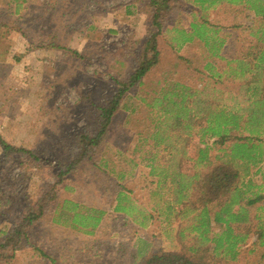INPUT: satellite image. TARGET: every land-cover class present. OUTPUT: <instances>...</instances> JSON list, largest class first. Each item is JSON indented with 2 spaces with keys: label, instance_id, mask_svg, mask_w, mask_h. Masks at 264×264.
<instances>
[{
  "label": "rangeland",
  "instance_id": "374dc122",
  "mask_svg": "<svg viewBox=\"0 0 264 264\" xmlns=\"http://www.w3.org/2000/svg\"><path fill=\"white\" fill-rule=\"evenodd\" d=\"M18 5H23L20 13H16ZM176 7L162 19L165 26L158 37L161 62L145 76L143 87L128 92L124 104L130 108L122 107L114 119L102 148L106 167L83 163L56 184L61 165L78 152L74 147L78 135L98 130L99 105L116 94L117 83L126 81L138 63L149 35V0H0V135L7 143L39 157L33 160L22 155L4 160L0 147V198H11L1 209L0 230L13 228L31 203L54 191H59L62 199L103 209L107 214L94 236L53 224L51 216L45 215L27 230L29 243L23 239L10 264H132L136 241L158 235V225L150 227L147 234L112 209L119 185L145 205L150 191L157 188V178L148 175L149 169L134 166L133 159L138 162L141 153L135 154L138 159L132 157L141 140L139 129L148 125V117L155 120L157 115L149 113L152 109L147 105L171 91V85L159 81L174 78V73L176 79L181 77L179 57L192 61V65L182 61L187 72L206 63L209 56L218 69L215 72L225 63L215 60L218 58L212 49L178 51L177 34L166 29L175 23L178 28L189 26L195 8L188 4ZM214 9L199 16L219 25L217 37L226 40L219 54L230 58L249 52L254 43L250 31L257 29L259 20L245 8L227 5ZM202 53L207 55L205 60ZM217 78L213 86L227 87L224 97L239 85L227 76ZM145 93L150 95L144 104L137 97ZM239 101L241 98H236L234 103ZM133 105L140 107L135 114L131 113ZM210 138L211 143L218 140ZM253 139L264 141V133L259 140L257 136ZM122 172L125 178L120 180ZM161 239L167 247L170 242L165 236ZM256 253V257L236 264H264V258L260 261L264 250Z\"/></svg>",
  "mask_w": 264,
  "mask_h": 264
},
{
  "label": "trees",
  "instance_id": "16d2710c",
  "mask_svg": "<svg viewBox=\"0 0 264 264\" xmlns=\"http://www.w3.org/2000/svg\"><path fill=\"white\" fill-rule=\"evenodd\" d=\"M182 4L195 8L190 13L193 21L187 27L178 28L175 23L166 29L177 34L174 40L179 43L178 51L199 39L198 45H192L190 51L212 49L213 56L218 58L215 60L225 63L220 64L219 72H215L218 69L213 59L202 53L201 59L207 58L206 63L187 72L182 61L191 65L192 61L179 57L181 65L176 63L175 67H180L181 77L176 79L174 73V78L158 82L171 85L172 89L162 99L147 105L152 109L149 113L157 114L155 120L148 117V125L140 129L135 123L141 140L132 151V157L137 159L139 155L135 154L141 153L138 162L133 159L134 166L149 169V176L157 178V188L150 191V201L145 205L133 200L126 188L119 185L112 209L129 218L143 232L153 225L159 226L156 237L153 234L136 241L132 264H236L247 257H256V252L264 250V141L253 139L257 136L259 140L260 134L264 133V0H149L152 12L149 15V35L142 45L138 63L126 81L117 83L116 94L99 105L98 130L78 135L74 144L78 152L65 165L59 164L61 170L56 184L62 183V176H69L83 163L102 169V148L111 133L114 119L122 107L130 108L124 104L128 92L136 86L143 87L145 76L161 62L158 37L165 26L162 19L165 20L170 10ZM227 5L231 9L245 8L259 20L257 29L250 31V38L254 40L250 51L230 58L219 54L226 43L225 39L217 37L219 25L199 16L202 11ZM22 6L18 5L16 13H20ZM2 36L3 33L0 38ZM226 76L239 85L224 97L227 87L213 86V79L224 80ZM203 82L207 83L205 89H198ZM153 94L154 91L151 96ZM145 95L137 97L144 104L150 93ZM198 96L208 99L204 102L208 112L202 117L192 112V107L199 102ZM236 98L241 101L234 103ZM139 108L133 105L131 113H137ZM204 124L208 125L205 129ZM197 125L203 128L200 129L202 132L218 139L212 143L200 141L206 144V148L198 150L196 158L188 159L205 163L207 145H211L216 154L210 161L202 163L207 166L205 170L190 165L185 156L191 145L192 148L196 146L190 140ZM0 147L4 160L22 155L39 160L32 151L7 143L1 135ZM103 166L106 167V161ZM118 178H125L123 172ZM63 189L70 188L64 186ZM10 200L0 198V213ZM47 214L53 224L88 236L95 235L107 215L103 209L62 199L59 191L46 194L28 206L13 228L0 230V264H10L16 258V250L23 239L29 243L27 230ZM163 236L170 242L167 247L163 246ZM47 258L55 261L52 256L47 255ZM263 258L264 253L260 261Z\"/></svg>",
  "mask_w": 264,
  "mask_h": 264
},
{
  "label": "crops",
  "instance_id": "0c3cea01",
  "mask_svg": "<svg viewBox=\"0 0 264 264\" xmlns=\"http://www.w3.org/2000/svg\"><path fill=\"white\" fill-rule=\"evenodd\" d=\"M196 46V45H198V43L197 42H194V43H192V44H190V45H188V44H186L184 47H183V49L182 50H185V49H188V50H190V48H191V46ZM207 83L206 82H203V83H200L199 85H198V89H202V90H204L205 88V85H206ZM207 92V91H206ZM198 94H201V91L198 93ZM198 99H199V102H197V104L194 106V107H192V112L193 113H199V114H201V117H202V115H205L207 112H208V106L206 105V104H204V102L206 103L207 102V100L208 99H205V98H203V97H201V96H198ZM194 108H195V110H194ZM195 120H197V119H195ZM206 127H208V125L207 124H204L203 125V128L205 129ZM203 128H200L198 125L196 126V128L195 129H193L194 131H193V137H191V143H192V141H212L211 140V136L209 135V134H207V133H205V131H201L200 129H203ZM212 138H214V137H212ZM188 139H189V137H188ZM214 141H216V139H213ZM189 141V140H188ZM198 145V146H197ZM208 146V155H207V158H206V161H205V163L207 162V161H210L211 159H212V157H214L215 156V154H216V150L215 149H213L212 147H211V145H207ZM206 148V144H203V143H198V144H196V146L195 147H193L192 148V145L188 148V154L187 155H185L186 156V159H187V161H189L188 159L191 157V158H196L197 156H198V150H202V149H205ZM202 163L203 162H198V161H192V162H190L189 161V164L190 165H193L194 167H198L199 169H203V170H205V169H207V166H205V165H202ZM205 163H203V164H205ZM148 175H149V173H148ZM192 195H193V191L191 190V192H190ZM149 229V228H148ZM145 233H150V231L149 230H146L145 231ZM254 239L255 238H253L251 241H254Z\"/></svg>",
  "mask_w": 264,
  "mask_h": 264
}]
</instances>
